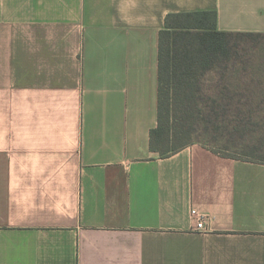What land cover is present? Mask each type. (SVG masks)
I'll return each instance as SVG.
<instances>
[{"label":"crops","instance_id":"0c3cea01","mask_svg":"<svg viewBox=\"0 0 264 264\" xmlns=\"http://www.w3.org/2000/svg\"><path fill=\"white\" fill-rule=\"evenodd\" d=\"M208 10L264 33V0H0V264H264V163L150 146L160 31Z\"/></svg>","mask_w":264,"mask_h":264},{"label":"trees","instance_id":"16d2710c","mask_svg":"<svg viewBox=\"0 0 264 264\" xmlns=\"http://www.w3.org/2000/svg\"><path fill=\"white\" fill-rule=\"evenodd\" d=\"M257 66H264V33L220 31L215 10L170 13L159 35V115L150 133L152 151L168 157L202 142L224 156L264 163V121L251 120V108L235 103L242 94L236 83L262 80ZM196 134L222 146L226 142V152L189 139ZM231 146L243 154L227 153Z\"/></svg>","mask_w":264,"mask_h":264},{"label":"rangeland","instance_id":"374dc122","mask_svg":"<svg viewBox=\"0 0 264 264\" xmlns=\"http://www.w3.org/2000/svg\"><path fill=\"white\" fill-rule=\"evenodd\" d=\"M189 139H190V140H201V141H203V142H207V143H209L210 145L215 146V147L218 148L219 150H220V149H222V150L225 149L224 145H225L226 142H223V141H222V143L224 144V145L222 146V144H220V143H216V142H213V141L209 140V138L206 137V136L203 135V134H196V135L190 136ZM207 139H208V140H207ZM236 139H237V138H234V140H230V142H231V143H234ZM224 141H226V140H224ZM261 148H262L261 151L264 152V145H262ZM229 150H230V151H227V153H232V154H237V155H238V154H243V151L241 150V148H238V147H236V146H231ZM223 151L226 152V150H223ZM259 151H260V150H259Z\"/></svg>","mask_w":264,"mask_h":264},{"label":"built area","instance_id":"2783aa9c","mask_svg":"<svg viewBox=\"0 0 264 264\" xmlns=\"http://www.w3.org/2000/svg\"><path fill=\"white\" fill-rule=\"evenodd\" d=\"M192 215L198 220L197 222V227L198 228H203L204 226V221H205V215L200 213L197 209H192Z\"/></svg>","mask_w":264,"mask_h":264}]
</instances>
